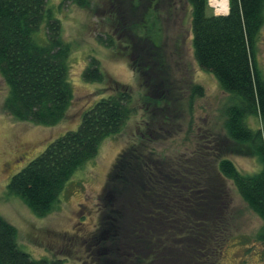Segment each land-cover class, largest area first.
Returning a JSON list of instances; mask_svg holds the SVG:
<instances>
[{"label": "trees", "instance_id": "1", "mask_svg": "<svg viewBox=\"0 0 264 264\" xmlns=\"http://www.w3.org/2000/svg\"><path fill=\"white\" fill-rule=\"evenodd\" d=\"M186 1L197 65L216 79L225 94L237 99L225 110L228 140L238 145L244 156L257 157L262 167L255 174H241L220 152L212 153L209 160L201 155L193 163L180 160L168 164L140 135L137 143L122 152L109 176L103 200L111 199L113 215L102 218L106 224L101 223L99 229L104 236L109 234L108 247L102 246L103 255L96 251L93 264H219L222 243L218 236L227 221V207H220L222 181H229L262 221L257 239L264 245V130H252L245 121L252 115L264 123V76L257 63L264 0H228L224 16L208 13L207 0ZM67 2L80 9L91 7V0H62L61 6ZM47 3L0 0V77L7 87L3 111L16 121L50 127L65 117L73 93L68 78L71 46L61 37L60 23ZM45 19L46 42L39 43L34 35ZM111 34L97 39L112 48L115 39ZM149 44L157 48L152 38ZM148 50L156 54L150 47ZM130 68L147 90L151 81L148 68L140 67L134 58ZM103 78L99 62L90 58L83 79L101 82ZM164 80L160 76L163 92ZM154 85L152 81L149 93ZM107 89L111 94L83 114L75 131L48 144L6 185L8 193L20 197L35 216L43 218L54 210L75 171L95 157L105 138L118 135L135 112L129 106V88L109 83ZM188 89L190 102L205 96L204 88L195 82H190ZM171 136L167 131L161 138ZM0 264L49 261L35 260L23 252L17 244L16 228L0 216Z\"/></svg>", "mask_w": 264, "mask_h": 264}, {"label": "rangeland", "instance_id": "2", "mask_svg": "<svg viewBox=\"0 0 264 264\" xmlns=\"http://www.w3.org/2000/svg\"><path fill=\"white\" fill-rule=\"evenodd\" d=\"M211 1L207 0L208 13L217 15ZM61 3L48 0L47 8L60 23L61 37L71 46L68 78L73 97L65 117L50 127L16 121L2 109L7 87L0 77V216L16 228L17 244L31 258L48 260L49 264H93L96 251L103 255L102 246L108 247L109 234L104 236L99 229L101 223L106 224L102 218L110 219L113 212L111 199L103 200L109 176L122 152L137 143L140 135L168 164L180 160L193 163L201 155L209 160L212 153L220 152L244 175L259 172L262 165L257 157L244 156L240 147L228 140L225 110L237 99L225 94L216 79L197 65L186 0H91L89 9ZM145 18L148 22L143 24ZM108 20L112 22L108 24ZM45 23L46 19L34 35L39 43L46 42ZM106 33H112L115 39L112 48L97 39ZM149 38L155 40L157 48L150 46ZM149 47L156 54H151ZM90 58L99 62L104 76L101 82L83 79ZM133 58L140 67L148 68V89L155 81L150 93L130 68ZM257 60L264 76V25L259 33ZM153 73L158 76L153 77ZM160 76L167 81L165 92ZM190 82L204 88L203 98L190 102ZM109 83L130 89L129 106L135 112L118 135L105 138L95 157L75 171L54 210L43 218L35 216L20 197L8 193L6 185L48 144L75 131L83 114L111 94ZM245 121L252 130H264V123L255 116H247ZM167 131L173 136L163 140L161 136ZM219 188L223 197L220 207H227L226 225L218 236L222 243L219 264H264V245L257 239L262 221L247 208L229 181L219 182Z\"/></svg>", "mask_w": 264, "mask_h": 264}, {"label": "bare ground", "instance_id": "3", "mask_svg": "<svg viewBox=\"0 0 264 264\" xmlns=\"http://www.w3.org/2000/svg\"><path fill=\"white\" fill-rule=\"evenodd\" d=\"M212 6L215 8V11L217 13L214 14L216 16H224L228 14V0H212L211 1ZM6 221V220H5Z\"/></svg>", "mask_w": 264, "mask_h": 264}]
</instances>
